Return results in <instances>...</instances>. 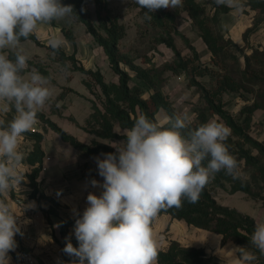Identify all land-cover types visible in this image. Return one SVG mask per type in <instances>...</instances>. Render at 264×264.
<instances>
[{"label":"clouds","instance_id":"1","mask_svg":"<svg viewBox=\"0 0 264 264\" xmlns=\"http://www.w3.org/2000/svg\"><path fill=\"white\" fill-rule=\"evenodd\" d=\"M135 2L147 9L144 19L149 21L151 13L159 9L182 6V0ZM215 3L241 13L246 8L244 0ZM72 12L71 5L59 0H0V113L15 112L7 122L0 117L2 195L23 180L18 171L24 159L18 150L22 134L38 123V111L52 96L49 80L38 70L32 69L27 78L22 75L30 56L21 40L27 41L41 25L64 20ZM61 45L60 38L48 40L53 50ZM9 52L14 59L9 58ZM191 120L184 113L161 123L141 113L124 133L123 147H115V153H102L103 159L95 158L103 183L95 179L90 183L103 191L99 196L87 195L88 207L75 221L79 247L69 240L63 248L73 257L70 264H156L158 245L151 225L157 215L180 208L184 199L196 203L210 178L222 169L235 178L238 162L225 143L229 128L209 120L185 135L182 130L188 129ZM17 234L22 235L17 216L9 203L0 199V264H10L9 252L17 247ZM250 243L264 255V222L256 223ZM223 256L226 264H251L257 259L246 247H234Z\"/></svg>","mask_w":264,"mask_h":264},{"label":"rangeland","instance_id":"2","mask_svg":"<svg viewBox=\"0 0 264 264\" xmlns=\"http://www.w3.org/2000/svg\"><path fill=\"white\" fill-rule=\"evenodd\" d=\"M196 1L203 4L207 13L211 14V4L215 0ZM59 2L63 5L62 0H59ZM85 3L90 11L92 22L96 25L93 2L92 0H86ZM107 3L111 14L125 27L126 35L119 43L120 53L127 57L131 65L136 69L157 70L159 72L158 79L160 91L166 98L168 108L175 115L182 116L184 113H187L192 117L188 129L182 130L183 134L186 135L189 130H194L201 125L200 120L197 119L198 110L204 111L206 122L209 120H217L226 126L222 119L212 114V111L207 108L202 97V92L195 86L189 84L187 75L175 71L176 69L173 63L176 56L173 50L164 43L158 42V29L145 23L140 8L136 5L135 0H107ZM174 9H177L179 12L175 21V31L177 34L173 35V44L178 55L182 58L191 57L189 47L181 38V36H183L188 40L189 45L195 48L199 56V61L211 70H214L215 73L219 72L221 70L220 64L211 59V53L202 40L199 28L194 23L193 19L188 16L183 6ZM258 18H260V16L257 17L255 12L250 9H245L242 13L231 10L227 13L219 12L216 15L217 22L213 23V21L210 20L208 25L211 30L218 32L224 39L230 38L240 47H243L246 42H248L250 46L260 45L264 47V21H257L259 20ZM54 22L56 25L54 28L51 27L50 34L44 29L46 25L40 26L36 36L41 43L48 45L49 39L60 38L62 40L60 48L64 53L70 55L73 52V47L60 33L58 26L70 29L75 39V58L77 66H81L85 69L98 70L106 83L117 84V77L111 71L103 50L94 43L92 37L86 32L83 24L74 22L70 17L60 21L55 20ZM55 32H57V34ZM243 36H245L246 42L243 40ZM27 44L31 47L33 46L38 53H32L29 49L25 48ZM22 45L26 53L30 56L29 61L40 65L48 73V77L46 78L49 80L48 86L52 89V96L39 111L44 113L48 119L81 144L89 145L91 142L95 141L96 143L105 144L115 150V147H123V144H120L124 141L123 139L109 140L100 138L92 133L97 129L95 124L93 125L95 126L94 129H91L90 126L85 127V122L91 113V103H94L100 109L102 108L101 105L103 102V97L98 87L92 82L90 77L79 71H75L73 65L69 61L61 63L58 56L46 49V47L37 45V47H35L33 42L29 40ZM224 50L234 51V49L228 46L224 47ZM238 56L240 61H242V57L240 55ZM122 68L126 70L131 77L129 83L131 87L135 84H139L136 72L132 68L129 66H122ZM28 70L27 72L29 73L32 69L28 68ZM24 76L27 78L28 74H24ZM196 80L208 90L215 86V76L206 74L202 77H197ZM66 89H71L73 92L67 93L63 99L58 100V94ZM147 94H145L144 97H146ZM242 94L248 98L253 96L251 93ZM220 102L222 104V109L234 118L242 127L243 132L247 134L251 140H264V111H254V113L251 114L250 122L245 124L243 123L245 115H240L239 112L246 104H251V102L244 101L243 97L240 96V92L224 93ZM14 115V111L11 113H0V117H5L4 119L8 121H10ZM166 118L167 116L164 110H160L156 114L157 121L161 123H163ZM32 130L42 135V143L53 146V148H56L57 152L62 154L64 152L59 146L71 148L69 145L62 143L61 138L39 120L30 131ZM114 130L119 134L126 132V130L120 129L118 126H115ZM229 130L230 135L227 140H241L237 135L232 134L231 129ZM30 147L31 143L27 142L26 145H22L19 148V151L28 153ZM233 156L235 157V155ZM26 161H29L28 157ZM237 162L238 167L235 172V178L233 175L227 174L225 170L224 176L222 177V188L216 185L213 177L210 178L207 186L215 188L213 197L216 203L221 207L228 208L241 216L248 217L255 223L264 222V180H262L257 170L251 165H246L243 160H237ZM260 163L264 164V158H262ZM21 177L23 180L20 182V185L14 187V190L12 188L6 195L0 194V199L10 203V208L17 216V221L19 222H22V220L26 222H29V220L37 221V219L41 218L47 225L45 230L36 226L32 229V232L26 233V236L30 241L35 240V236H39L40 241H43L45 246H47V243H50L49 246H55L60 256L58 245L60 241L59 224L64 221L66 217L62 213L63 211L59 210L57 207V203L54 204L53 202H49V204L42 206L39 201L44 200L42 193H40L41 188L33 187L29 176ZM233 180H239L242 185L249 189L252 195L247 196L242 192L231 193V189L235 186ZM35 189H37L36 193L34 192ZM37 194L40 195L39 198L36 197ZM14 204H16V206H14ZM25 205H32V207L25 208ZM194 228L195 227H191L189 229L190 236L187 237V240L193 241L196 245L200 246L201 248L199 249L206 258H210L214 262L220 264H226L223 256L224 252L232 250L237 244H222L221 241L217 239L219 238L218 234L216 235L217 237H215L216 240H214V234L216 233L203 229L196 230ZM68 236L76 240L74 227L68 229ZM45 240L48 242H45ZM35 243L37 242L35 241ZM245 243L243 247H246L257 256V259L251 262V264H262V262H264V257L259 256V253L256 252L257 249L251 245L250 241H246ZM38 246L39 250H43L42 255L45 254V249L41 248L43 245ZM23 250L28 249L22 248L19 251L16 250L13 254V258Z\"/></svg>","mask_w":264,"mask_h":264},{"label":"trees","instance_id":"3","mask_svg":"<svg viewBox=\"0 0 264 264\" xmlns=\"http://www.w3.org/2000/svg\"><path fill=\"white\" fill-rule=\"evenodd\" d=\"M85 2L86 0H62L63 5L72 6L73 12L70 18L74 22L83 24L86 32L92 37L94 43L103 50L111 71L117 77V84L106 83L98 70L85 69L81 66H77L75 58V39L70 29H59L63 37L73 47V52L70 55L64 53L61 48L53 50L48 45L41 43L35 34L28 38V40L35 45L46 47V49L55 53L61 63L69 61L73 65L75 71H79L90 77L92 82L98 87L103 97L102 108L99 109L94 103H91V113L85 122V127L90 126L91 129H94L95 126L93 125L95 124L97 129L91 132L100 138L125 140L126 136L124 133H117L114 130L115 126L123 130H128L133 126L135 118L141 113L145 114L150 120L155 121H157L156 114L160 110H164L167 117L176 116L168 108L166 98L160 91L158 79L159 72L152 69H136L131 65L129 59L120 53L119 43L125 37L126 31L124 25L111 14L107 0H92L96 25L92 22L90 11ZM244 2L246 4L245 9L254 11L257 17L260 16L257 21H264V0H244ZM136 5L140 8L137 3ZM182 6L188 16L193 19L194 23L198 26L201 38L206 44L208 51L211 53V59L220 64L221 70L219 72L215 73L214 70H211L201 63L195 48L191 47L188 40L183 36H181V38L189 47L191 57L182 58L178 55L173 44V35L177 34L175 31V21L179 14L177 9H159L151 13L152 19L150 21L144 19V12L147 11V9L140 8V12L145 23L158 29V42L164 43L173 50L176 56L173 63L176 70L173 68L171 69L177 71V73L186 74L189 84L195 86L202 92L203 100L207 108L212 111V114L222 119L226 126L231 129L232 134L237 135L241 139L225 141L230 154L235 155L237 160H243L246 165H251L257 170L262 180H264V164L260 163L262 158H264V140H251L248 135L243 132L242 127L234 118L222 109V104L220 102L224 93L240 92V96L243 97L244 101L251 102V104H246L239 112L240 115H245L243 118V123L245 124L250 122L251 114H253L254 111H264V47L260 45L250 46V44L246 42L245 36H243V40L246 43L243 47H240L230 38L224 39L218 32L211 30L208 22L210 20H212L213 23L217 22L216 15L219 12L227 13L231 11L232 9L229 7L223 5L217 6L215 1H213L211 4V15L207 13L205 6L196 0H182ZM54 21L55 20L48 24L52 28L55 27ZM24 41L23 39L21 40V42ZM227 46L234 49V51L224 50V47ZM236 53L242 57V61H240ZM9 58L14 59V55L11 52H9ZM27 63L29 69H36L42 76L48 77V73L40 65L30 62L29 60ZM122 66H129L136 72L139 84H135L132 87L130 86L131 77ZM27 71L29 70L26 69L22 75ZM206 74L215 76V86L210 90L206 89L196 80L197 77H202ZM72 92L73 90L71 89L62 90L57 99H63L67 93ZM242 93H251L253 96L248 98ZM145 94H147L146 97H144ZM12 111H14V109ZM37 117L40 122L55 132L63 142L68 143L85 156L116 152L115 149L105 144L96 143L95 141L91 142L89 145L77 142L73 137L66 134L61 128L48 119L41 111H38ZM197 119L200 120L201 124L206 123V115L203 110L197 111ZM7 121L8 120H6V122ZM167 126L168 125L165 123V127ZM22 135L34 141L33 149L29 153V162L31 164L37 163L38 165L32 170L29 178L32 186L36 188V178L45 157L40 148L42 135L33 131H28ZM207 162L208 161L205 160L203 163L206 165ZM224 171L225 170L222 169L213 177L216 185L221 188ZM233 184L235 186L231 189V193L242 192L247 196L252 195L249 189L242 185L239 180H233ZM214 189V187L206 185L196 203H189L184 199L180 208L162 210L157 216L164 214L168 215L171 219L183 220L189 226L221 235L222 244L232 242L239 245V247H243L246 241H251V235L256 223L248 217L241 216L233 210L218 205L213 197ZM36 190L37 189L34 190L35 193ZM76 219H66L59 224L60 241L58 245L60 256L69 264L73 257L66 255L63 252V248L69 240L74 247H78L79 245L77 239L74 240L68 236V229L75 226ZM256 252L259 253L258 250ZM259 256L264 257V255L260 253ZM156 262L158 264H220L214 262L210 258H206L200 249L184 248L177 242H171L166 248L158 249ZM262 264H264V262H262Z\"/></svg>","mask_w":264,"mask_h":264},{"label":"crops","instance_id":"4","mask_svg":"<svg viewBox=\"0 0 264 264\" xmlns=\"http://www.w3.org/2000/svg\"><path fill=\"white\" fill-rule=\"evenodd\" d=\"M58 28L60 29L63 27L58 26ZM44 29L49 34L51 33V27L48 24ZM55 33L57 34V32ZM35 35H37V33ZM24 43H27V41L21 42V44ZM33 45L37 47L34 43ZM25 48L29 49L32 53H38L37 50L35 51L33 46L31 47L28 44L25 46ZM25 74H28V72ZM11 112L13 111L10 110L8 113ZM21 139L24 140H20L19 148L22 145H26L27 142L31 143L28 153L22 152L24 154V159L18 169L21 176L27 177L32 173V170L37 167L38 164H31L29 161H26V158H29V153L33 149L34 141L30 139L26 140L27 138H25L23 135ZM61 142L69 145L62 140ZM45 144L41 142L40 148L43 151L44 156H48L50 160L46 163V170L43 172L40 170L36 178L37 187L41 188L40 193H42V197L44 198V200L39 201L41 202L42 206L49 204V202H53L54 204L57 203V207L59 210L63 211L62 213L66 219L73 220L80 218L83 214V211L86 209V207H88L87 195L89 193H93L99 196L103 191L101 187H93L90 182L91 180L95 179L101 184L103 183V178L98 174V166L95 158L100 157L103 159L104 157L101 155L102 153L92 156H85L70 145L69 146L71 148L59 146L62 150H64L62 154L57 152L56 148H53V146ZM39 196V194L36 195L37 198H39ZM14 206H16V204H14ZM17 223L21 227L22 235L17 234L14 237L17 247L14 251L9 252V256L11 257L10 264H16L17 256L13 258V254L16 250L19 251L22 248H27L28 250L23 251L30 252L37 259L38 264H68L60 258L59 252L55 246H49L50 243H47V246H45L43 241H40L39 236H35V240L33 241H30L26 236V233L30 231L32 232V229L36 226L45 230L47 225L41 218L37 219V221L29 220V222H26L22 220V222L17 221ZM151 227L153 229L158 249L166 248L171 242H177L181 247L184 248H201L200 246L196 245L195 242L187 240V237L190 236L189 229L192 226L187 225L183 220L171 219L168 215L162 214L154 219ZM194 229L197 230L200 228ZM214 235L215 236L213 239L216 240L215 237H217V234ZM218 237L219 238L217 239L221 241V235ZM35 241L37 243H35ZM45 242L48 241L45 240ZM225 244L235 245L232 242H226ZM38 245H43L41 248L45 249V254L42 255L43 250H39ZM235 246L239 247L238 245ZM156 264L158 263L156 262Z\"/></svg>","mask_w":264,"mask_h":264},{"label":"built area","instance_id":"5","mask_svg":"<svg viewBox=\"0 0 264 264\" xmlns=\"http://www.w3.org/2000/svg\"><path fill=\"white\" fill-rule=\"evenodd\" d=\"M49 160L50 158L48 156L44 157L40 168L42 172L46 170V163ZM16 264H38V261L30 252L20 251L16 257Z\"/></svg>","mask_w":264,"mask_h":264}]
</instances>
